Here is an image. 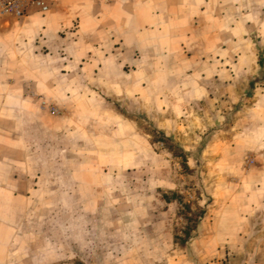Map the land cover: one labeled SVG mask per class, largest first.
Wrapping results in <instances>:
<instances>
[{
    "label": "rangeland",
    "instance_id": "1",
    "mask_svg": "<svg viewBox=\"0 0 264 264\" xmlns=\"http://www.w3.org/2000/svg\"><path fill=\"white\" fill-rule=\"evenodd\" d=\"M109 1L0 17V264H236L222 235L264 183V0L130 36Z\"/></svg>",
    "mask_w": 264,
    "mask_h": 264
},
{
    "label": "crops",
    "instance_id": "2",
    "mask_svg": "<svg viewBox=\"0 0 264 264\" xmlns=\"http://www.w3.org/2000/svg\"><path fill=\"white\" fill-rule=\"evenodd\" d=\"M101 1V0H100ZM227 0H110L105 7L103 4H97L98 14L105 12L109 14V23L113 24V28L123 29V34H131L132 28L141 31L147 28L163 29L166 27L176 30L192 29L193 25L200 19H205V15L215 12L227 14L236 12V22L244 19L245 11L250 10L252 14L257 10L254 5L256 1L250 0L249 4L244 7V0H235L234 7L229 8ZM247 1V0H246ZM258 3V2H257ZM239 5V6H238ZM101 7V8H100ZM103 9V10H101ZM247 9V10H245ZM30 18V17H28ZM17 20V19H16ZM101 20L95 24L101 27ZM188 37V31L181 32ZM177 36H180L177 32ZM180 42V40H179ZM256 189L262 196L253 198L250 202H245L244 205H252L253 212L248 217L246 214H239V225L230 233L222 235L223 240L221 246L227 245L236 254V264H264V183L258 182ZM253 223L250 229L247 221ZM225 237H235L236 244H231ZM247 237H251V245ZM228 243H227V242ZM220 246V247H221ZM219 252V257H225L222 251ZM227 252V251H226ZM216 259V257L214 258ZM210 264H223L218 260Z\"/></svg>",
    "mask_w": 264,
    "mask_h": 264
},
{
    "label": "built area",
    "instance_id": "3",
    "mask_svg": "<svg viewBox=\"0 0 264 264\" xmlns=\"http://www.w3.org/2000/svg\"><path fill=\"white\" fill-rule=\"evenodd\" d=\"M56 0H0V17L22 19L31 12L47 14Z\"/></svg>",
    "mask_w": 264,
    "mask_h": 264
}]
</instances>
